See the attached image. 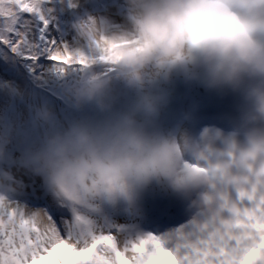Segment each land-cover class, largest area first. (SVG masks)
<instances>
[{
	"label": "clouds",
	"instance_id": "9594fccd",
	"mask_svg": "<svg viewBox=\"0 0 264 264\" xmlns=\"http://www.w3.org/2000/svg\"><path fill=\"white\" fill-rule=\"evenodd\" d=\"M124 7L125 22L116 28L88 10L68 21L75 40L96 57L90 65L98 63L138 92L177 67L199 68L204 87L240 94L238 123L219 149L211 141L220 132L212 137L207 127L200 142L179 128L149 131L164 100L143 91L126 111L95 128L76 124L48 136L33 171L69 208L93 197L127 199L134 186L165 181L179 195L203 189L200 203L210 215L237 191L264 189V0H124ZM108 84L103 72L87 66L65 94L76 108L95 101L106 112L111 106L99 97ZM36 119L47 123L49 110L42 106ZM7 142L0 135V151Z\"/></svg>",
	"mask_w": 264,
	"mask_h": 264
},
{
	"label": "rangeland",
	"instance_id": "374dc122",
	"mask_svg": "<svg viewBox=\"0 0 264 264\" xmlns=\"http://www.w3.org/2000/svg\"><path fill=\"white\" fill-rule=\"evenodd\" d=\"M99 1L106 0H76V7L71 8L68 7L67 0H47L45 10H51L48 12V35L87 53L69 31L68 21L76 13L96 9L94 4ZM116 1L118 2L104 4L102 8L91 12L109 28L122 26L125 22L124 0H108ZM89 67L103 72L109 80L103 95L99 97L111 106L109 111H99L95 101L76 108L65 94L66 86L82 71L68 70L57 74L53 70V62L45 56H38L33 62L0 48V135L8 137V142L0 151L3 158L0 161V194H6L10 200L25 208L46 211L54 209L61 212L62 222L66 223L73 235L108 233L118 244L135 240L144 233L165 235L181 228L187 230L193 220H203L207 209L189 223H179L176 227L169 223L191 202L195 189L189 190L186 195H179L172 191L167 182L152 181L144 186H134L131 197L127 199L106 200L93 197L69 208L53 196L45 176L33 171L39 167L35 158L43 149L48 136L66 133L76 124L95 128L126 111L143 91L162 96L164 100L159 115L148 125L149 131L166 133L179 128L187 136L200 142L202 129L209 128V135L215 137L218 124L230 123L234 126L239 121L243 108L240 94L230 89L204 87L198 78L201 74L199 68L177 67L167 78H160L138 92L128 88L109 70L100 68L98 63ZM178 101L184 102L181 106L184 117L181 119L177 118L175 112ZM42 106L49 110L47 123L36 119V113ZM199 114H204L205 118L198 127L199 133L193 137L192 126ZM141 118L138 116V119ZM226 136L227 134L220 132V137L211 141V147L222 148V140Z\"/></svg>",
	"mask_w": 264,
	"mask_h": 264
},
{
	"label": "snow or ice",
	"instance_id": "6c2138e0",
	"mask_svg": "<svg viewBox=\"0 0 264 264\" xmlns=\"http://www.w3.org/2000/svg\"><path fill=\"white\" fill-rule=\"evenodd\" d=\"M46 3L0 0V48L33 62L45 56L57 74L83 71L96 57L48 35ZM0 264H264V189L237 191L203 222L130 245L108 233L73 235L61 212L0 195Z\"/></svg>",
	"mask_w": 264,
	"mask_h": 264
},
{
	"label": "bare ground",
	"instance_id": "6f19581e",
	"mask_svg": "<svg viewBox=\"0 0 264 264\" xmlns=\"http://www.w3.org/2000/svg\"><path fill=\"white\" fill-rule=\"evenodd\" d=\"M219 131L223 134V133H226V132H223L222 130H220L219 129ZM229 133H227V135H228ZM205 206H203L202 208H200V209H198V210H195L192 214H191V216L189 217V219L185 222V224L186 223H189L190 221H192L193 220V218L196 216V215H198V214H200V213H203L204 211H205ZM178 228V227H177Z\"/></svg>",
	"mask_w": 264,
	"mask_h": 264
},
{
	"label": "flooded vegetation",
	"instance_id": "af4514ba",
	"mask_svg": "<svg viewBox=\"0 0 264 264\" xmlns=\"http://www.w3.org/2000/svg\"><path fill=\"white\" fill-rule=\"evenodd\" d=\"M118 1H116V2H108V0H106V1H99V2H97V3H95L94 5H96L97 6V8H102V5H104V4H111V3H117ZM93 6V5H92ZM90 7V6H89ZM96 8V9H97ZM96 9H94V10H92V11H90V12H93V11H95ZM73 14H75L74 12H73ZM76 14H78V13H76ZM76 14H75V16H76Z\"/></svg>",
	"mask_w": 264,
	"mask_h": 264
},
{
	"label": "trees",
	"instance_id": "16d2710c",
	"mask_svg": "<svg viewBox=\"0 0 264 264\" xmlns=\"http://www.w3.org/2000/svg\"><path fill=\"white\" fill-rule=\"evenodd\" d=\"M0 161H3V158H2V156H0Z\"/></svg>",
	"mask_w": 264,
	"mask_h": 264
}]
</instances>
